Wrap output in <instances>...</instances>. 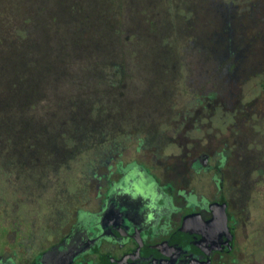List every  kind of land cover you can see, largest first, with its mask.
Returning a JSON list of instances; mask_svg holds the SVG:
<instances>
[{"label": "rangeland", "instance_id": "374dc122", "mask_svg": "<svg viewBox=\"0 0 264 264\" xmlns=\"http://www.w3.org/2000/svg\"><path fill=\"white\" fill-rule=\"evenodd\" d=\"M229 1L0 0V13L7 14L0 19V30L5 43L16 48L23 70L16 76L12 70L4 72L9 60L0 57V78L8 84L0 87V229L41 227L49 234L71 196L75 208L92 210L106 178L93 176L88 182L87 176L107 154L112 158L103 171L133 161L152 166L160 160L155 154L160 149L162 155L174 154L178 147L165 139L177 133L178 118L191 96L189 86L194 90L198 84L193 70L209 66L206 60L199 61L196 44H191L200 31L193 12L208 21L212 19L208 5ZM44 26L55 32L46 43L48 55L54 60L69 57L75 66L36 69V75L49 74L52 79L28 106L25 98L32 93H24L21 82L26 45L41 39ZM31 30L34 33L28 35ZM201 30L207 44H211L207 37L219 31L209 26ZM15 40H20L19 52ZM92 61L108 67H88ZM117 64L119 70L113 68ZM87 75H98L105 84L88 88L75 84V77ZM263 75L264 71L246 81L238 77L234 83L236 95L242 94L239 101L255 98L250 86L260 84ZM259 92L255 102L264 107V91ZM98 101L103 105L101 115L93 109ZM27 121L33 125L26 130ZM216 127L202 130L214 133ZM260 129L264 133V125ZM160 172L155 169L157 175ZM115 178L114 172L111 179Z\"/></svg>", "mask_w": 264, "mask_h": 264}, {"label": "flooded vegetation", "instance_id": "af4514ba", "mask_svg": "<svg viewBox=\"0 0 264 264\" xmlns=\"http://www.w3.org/2000/svg\"><path fill=\"white\" fill-rule=\"evenodd\" d=\"M235 1L208 5V21L193 12L200 31L191 44L210 67L193 70L198 84L165 139L175 153L103 171L107 154L87 176L106 178L94 208H75L71 196L51 234L1 228L0 264H39L60 246L75 250L70 264H264V107L255 102L264 75L250 86L253 100L239 101L234 83L264 71V0ZM208 26L219 29L211 45Z\"/></svg>", "mask_w": 264, "mask_h": 264}, {"label": "trees", "instance_id": "16d2710c", "mask_svg": "<svg viewBox=\"0 0 264 264\" xmlns=\"http://www.w3.org/2000/svg\"><path fill=\"white\" fill-rule=\"evenodd\" d=\"M4 14H6V13H4ZM4 14L3 13H0V19H4ZM51 29L52 28H48V26H44L43 27V31H41V39H40V40H42L41 43L38 42L40 40H37V42L35 40V42L34 41H30V42H28V45H26V60L24 58L25 65L23 64L24 65V68H25L24 69L25 70V73H23L24 76H21L22 79L25 78V81L21 79L22 80L21 82H23L25 84L23 86V87H25V91H23V92L24 93L25 92L26 93L27 92L28 93H30V92L32 93L31 98L30 97L25 98V102H27L28 106H29V102L30 101L33 102V101L36 100V94L39 93L38 91L40 90V87L42 88V87L46 86V84L50 83L48 81L52 79V76L49 75V74H48L49 76L48 75H45L43 77H41L40 75H36L34 73V71L36 69H44V70H47V71H51L53 69V67L54 68L55 67H60V66H62L64 64L65 65L66 64L67 65L73 64V66H75V64L73 63V60H70L69 57L68 58H65V57L64 58H61L60 57V58H57V59L54 60L52 58V56H49L48 55V53L50 54L51 51L48 52L49 49L48 50L46 49V47H47V44L46 43H47V40H50V37L54 36V33H55L54 31H53L54 33H52L51 32ZM31 32L34 33V31L31 30L30 32L28 31V35ZM26 33H27V31H26ZM26 33H25V36H26ZM3 35H4V32L0 30V57H1V59L2 58H5V59L9 60V65H10L9 69L4 70V72L5 71L8 72V71H11L12 70L14 72V76H16V75H18L20 73V70H22L21 69L22 67L20 65V61L21 60L19 59V56L16 53V48L15 49L14 48H11L7 43H5L6 42V39L4 38ZM20 39H21V37H20ZM15 41L16 42H14V44L17 45L16 47H17L18 52H19L21 50L20 49V43H19L20 40H15ZM41 51H42V53H41ZM87 63H89L88 64L89 65L88 67H93V68H96L98 66L100 68H107L108 67L107 65L103 66V64H101L100 62H95V61L87 62ZM102 63H104V62H102ZM85 67H87V66H85ZM113 68L116 69V70H119L120 65H118V64L117 65H114ZM0 72H3V71H0ZM22 72H23V70L21 71V73ZM31 72L33 74H30ZM115 77L117 79L119 78V76H116V75H115ZM6 80H7L6 78H4V80L2 78H0V83H1L0 84V87L2 85H4V86L5 85L6 86L8 85V84H6L7 83ZM77 80H80V81H77ZM102 80H103V78L102 77H99L98 75L97 76L87 75V77L86 76H83V77H75L74 78V82H76L75 84H77L79 87H87V86L88 87H90V86H95V87H98L99 86V87H101L102 84L103 85L105 84ZM14 84L15 83L13 82V86L15 87ZM110 85L115 86L116 84L115 83H113V84L111 83ZM21 88H22V86H21ZM26 89H27V91H26ZM88 99H90V98H88ZM73 100L74 99L71 98V102ZM77 100L75 99V101H77ZM90 100H92V99H90ZM1 101L2 100L0 98V104L2 103ZM102 106H103L102 105V102L101 103H99V101L96 102L94 104V106H93L94 113L96 114L98 112V114L101 115V113H103L102 112V109H101ZM25 124H26V130H27V125H28V127L31 124L33 125V123L31 121H27ZM26 147L33 148L32 145H29V146L26 145Z\"/></svg>", "mask_w": 264, "mask_h": 264}, {"label": "water", "instance_id": "95a60500", "mask_svg": "<svg viewBox=\"0 0 264 264\" xmlns=\"http://www.w3.org/2000/svg\"><path fill=\"white\" fill-rule=\"evenodd\" d=\"M76 254L72 247H54L45 252L39 260V264H70L72 257Z\"/></svg>", "mask_w": 264, "mask_h": 264}]
</instances>
